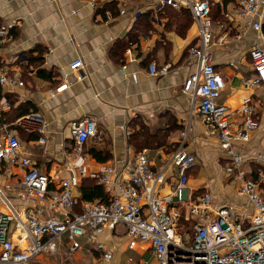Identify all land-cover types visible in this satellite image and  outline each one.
Wrapping results in <instances>:
<instances>
[{"label":"crops","instance_id":"1","mask_svg":"<svg viewBox=\"0 0 264 264\" xmlns=\"http://www.w3.org/2000/svg\"><path fill=\"white\" fill-rule=\"evenodd\" d=\"M120 1L98 0L92 7L87 0H0V31L5 32L0 36V65L10 72L17 68L23 82L22 87L0 86V105L6 106L0 112V134L4 127L12 130L19 140L20 155L28 157L39 172L55 178L51 185L54 188L57 175L66 178L68 174L65 151L72 144L68 128L71 122L91 119L96 124V137L88 139L83 148L88 168L113 165L122 175L131 169L137 153L129 144V137L142 128L140 132L161 141L158 146L143 148L149 151L155 170L182 144L196 159L189 174V189L196 194L209 192L215 207H244L246 200L238 195V186L225 173L231 158L206 128L195 105L191 106L181 93L182 83L196 68L195 59L188 55V49L197 44V27L192 18L184 33L179 34L168 26V18L155 9L157 0ZM232 1L223 4L222 0H212L211 62L225 82L219 102L231 114L230 121L240 122L236 111L246 103L258 122V127L249 133V141L236 143L233 150L244 158L245 177L260 181L264 176V83L246 88L242 82L255 75L250 50L255 46L264 48V19L260 32L251 27L240 29L246 20L235 14L236 0ZM145 14V32L138 33L136 42L127 45L135 22ZM76 60L83 67L71 72L69 65ZM152 63L158 70L168 66L167 74L149 75L148 66ZM122 66L126 76L119 72ZM130 73L136 75V82L129 78ZM62 86L66 88L59 91ZM22 111L38 114L44 120V134H39L31 122L15 124L27 115L20 116ZM121 126L129 131L128 136L120 130ZM40 138L45 139L44 145L38 143ZM92 147L107 152L109 159L97 161L91 155ZM246 165L260 167V171L247 170ZM21 176L22 170L16 164H0L4 199L14 211L23 209L32 215L42 206H23L18 197ZM85 181L96 185L90 179ZM173 182L174 172L169 170L166 183L156 189L157 195H167ZM83 184L74 192L75 213L81 212V205L88 202L80 199ZM260 186L264 187V183ZM102 192L103 200L91 202H106L103 189ZM0 212L10 213L1 198ZM11 236L15 240L16 235ZM78 241L81 247L74 253L68 252L63 239L53 253L39 254L27 264H96V243L112 253L109 264H157L149 244L129 247L123 225L99 234L95 241L86 236Z\"/></svg>","mask_w":264,"mask_h":264},{"label":"built area","instance_id":"2","mask_svg":"<svg viewBox=\"0 0 264 264\" xmlns=\"http://www.w3.org/2000/svg\"><path fill=\"white\" fill-rule=\"evenodd\" d=\"M97 1L87 0L92 7ZM165 7L187 10L197 27V44L188 49V55L196 61V68L185 78L181 93L191 106L195 105L206 128L216 136L221 149L231 158L225 173L232 177L238 186V195L246 200V204L244 207L230 204L215 207L209 192L196 194L190 190L189 174L196 165V159L182 144L159 170L153 168L147 149L134 155L131 169L124 171L123 175L113 165L90 170L83 157V148L88 139L97 135L96 124L91 119L69 124L72 144L65 151L68 174L66 178L57 175L58 182L52 188L55 178L39 172L28 157L20 155L16 134L4 127L0 134V164L10 161L22 170L18 197L23 206L38 204L42 210L37 209L32 215L23 209L14 211L0 190V198L10 212H0V264H27L39 254L53 253L63 239L68 252L74 253L81 247L79 238L86 236L88 240L95 241L99 234L112 231L118 225L124 226L130 248L138 243L149 244L157 264H264V200L258 192L264 180L257 182L246 178L242 169L244 158L233 150L236 143L249 141V133L258 127V122L246 103L236 111L240 122L230 121L231 114L219 102L225 82L211 62L213 2L156 1L157 11ZM263 10L264 0H236L235 14L246 20L240 24V29L251 27L260 32ZM120 14L123 15L124 11L121 10ZM4 34L1 30L0 36ZM250 59L255 75L242 83L246 88H255L264 83V48L253 47ZM82 67V62L76 60L69 65V70L75 72ZM167 71L168 66L159 70L153 63L148 66V74L154 77L163 76ZM119 72L126 76L124 66ZM129 78L136 82L134 73H130ZM3 85L23 86L17 68L10 72L0 65V86ZM64 88L66 86L58 90ZM5 107L0 105V112ZM27 121L37 126L39 134H44L46 124L38 114H27L15 124L23 125ZM120 130L129 135L123 126ZM38 143L44 145L45 139L40 138ZM262 165L264 168V158ZM169 170L174 172L173 185L167 195L158 196L156 189L166 183ZM85 179L102 187L107 199L104 203L84 202L81 212L75 213L74 192ZM188 224H191L190 230L187 229ZM11 234L16 235L15 240ZM94 249L99 254L96 264L111 262L112 253L102 244L96 243Z\"/></svg>","mask_w":264,"mask_h":264},{"label":"trees","instance_id":"3","mask_svg":"<svg viewBox=\"0 0 264 264\" xmlns=\"http://www.w3.org/2000/svg\"><path fill=\"white\" fill-rule=\"evenodd\" d=\"M223 4H226L227 2H233L232 0H222ZM173 9L170 7H165L164 9H161L159 12L161 16L168 18V26L174 27V29L178 30L179 34H183L184 30L187 29L190 23L191 15L187 10L179 12L172 11ZM147 15L138 17L137 21L135 22V25L133 27V30L128 35V41L127 45H131L132 43L136 42L137 34L145 32V28H147ZM146 25V26H145ZM123 49V47H122ZM20 116L29 114L30 112H20ZM18 116V117H20ZM17 117V119H18ZM8 121V120H6ZM142 131V128L140 129ZM134 132L129 137V144L133 146L135 149H137V152L142 150L146 147H153L154 145L158 146L161 144L160 139H158L156 136H148L145 132ZM178 148V147H177ZM176 149V148H175ZM91 155L93 158H95L97 161L105 162L109 159L107 156V152H103L102 150H99L96 147H92L91 149ZM254 180V178H252ZM85 180H83L81 183L83 184ZM81 197L80 199L82 201H94L98 200L101 201L104 199V193L102 192V189L99 186H96L93 183H90L88 181H85L83 186L80 188ZM191 224L187 225V229L190 230Z\"/></svg>","mask_w":264,"mask_h":264},{"label":"rangeland","instance_id":"4","mask_svg":"<svg viewBox=\"0 0 264 264\" xmlns=\"http://www.w3.org/2000/svg\"><path fill=\"white\" fill-rule=\"evenodd\" d=\"M246 169L247 170H255V171H260V167L257 169V167H255L254 165H246ZM264 169V168H263ZM263 169H261V173L263 172ZM260 181H263L264 179H262V178H260L259 179ZM258 182V181H257ZM261 184V183H260ZM258 192H259V194L261 195V197L263 198V200H264V187H262V186H259V189H258ZM70 257V256H69ZM73 258V257H72ZM43 260H41V262H42ZM42 264V263H41Z\"/></svg>","mask_w":264,"mask_h":264}]
</instances>
